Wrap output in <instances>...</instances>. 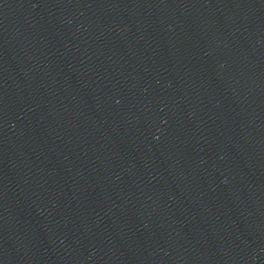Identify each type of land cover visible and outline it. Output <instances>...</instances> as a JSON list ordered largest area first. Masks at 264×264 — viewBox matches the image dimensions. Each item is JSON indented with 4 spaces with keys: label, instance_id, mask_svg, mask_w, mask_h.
I'll return each instance as SVG.
<instances>
[{
    "label": "water",
    "instance_id": "water-1",
    "mask_svg": "<svg viewBox=\"0 0 264 264\" xmlns=\"http://www.w3.org/2000/svg\"><path fill=\"white\" fill-rule=\"evenodd\" d=\"M0 264H264V0H35Z\"/></svg>",
    "mask_w": 264,
    "mask_h": 264
}]
</instances>
